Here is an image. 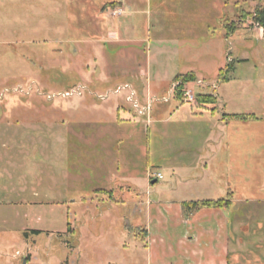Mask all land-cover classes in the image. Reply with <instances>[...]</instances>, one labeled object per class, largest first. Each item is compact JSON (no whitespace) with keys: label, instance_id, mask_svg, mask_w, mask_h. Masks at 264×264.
<instances>
[{"label":"rangeland","instance_id":"rangeland-1","mask_svg":"<svg viewBox=\"0 0 264 264\" xmlns=\"http://www.w3.org/2000/svg\"><path fill=\"white\" fill-rule=\"evenodd\" d=\"M260 7L0 0V264H152L147 202L165 200L160 130L189 126L160 118L176 99L213 106L216 93H232L226 110L245 108L235 93L254 82L253 66L234 60L231 71L229 61L250 55ZM224 25L237 32L225 38ZM74 86L79 94L62 95ZM131 89L140 106L151 100L145 115Z\"/></svg>","mask_w":264,"mask_h":264},{"label":"crops","instance_id":"crops-1","mask_svg":"<svg viewBox=\"0 0 264 264\" xmlns=\"http://www.w3.org/2000/svg\"><path fill=\"white\" fill-rule=\"evenodd\" d=\"M247 30L255 39L250 55L229 61L231 71L234 60L253 66L254 82H239L235 93L245 108L226 110L232 93L224 91L223 97L213 94V106L176 99L175 107L160 118L161 123L187 121L189 126L160 130L166 180L159 193L165 200L147 202V215L157 216L147 223L152 264H264V27ZM236 32L225 31L224 36ZM227 80H218L216 90ZM244 87L254 88L248 97ZM185 104L191 108L184 110ZM232 114L240 117L226 118ZM221 199L229 203L201 207L189 218L183 215L182 202Z\"/></svg>","mask_w":264,"mask_h":264},{"label":"trees","instance_id":"trees-1","mask_svg":"<svg viewBox=\"0 0 264 264\" xmlns=\"http://www.w3.org/2000/svg\"><path fill=\"white\" fill-rule=\"evenodd\" d=\"M254 19L256 20L258 25L264 27V8L263 7L256 8V10L254 12ZM224 28H225L226 32L229 31L228 28L225 25H224ZM229 32H231V31H229ZM181 75L182 74H177L174 78L177 79ZM189 75H190L191 78L195 77V75L192 74V73H190ZM219 75H220V73L218 74V77H219ZM182 76H184V75H182ZM202 99H209V98L205 97V98H202ZM238 117H240V116H238L236 114L226 115V118H238ZM228 203H229L228 200H222V199L221 200H216V201H213V200L187 201V202H182L181 203V208H182L184 217L185 218H189L191 216V214L193 213V211L198 210L201 207H224ZM68 229H70V226H68ZM31 232L32 233H39L40 230H31Z\"/></svg>","mask_w":264,"mask_h":264},{"label":"built area","instance_id":"built-area-1","mask_svg":"<svg viewBox=\"0 0 264 264\" xmlns=\"http://www.w3.org/2000/svg\"><path fill=\"white\" fill-rule=\"evenodd\" d=\"M198 83L201 84L202 81H198ZM212 87H213V89H217V86L215 84ZM126 88H129V86L128 85H125V86H122V87H118L117 88V91H115V92H119L121 89H126ZM19 89H20L19 86H17L15 88V90H19ZM80 90H81V86H74V87H71L70 89L64 91L62 93V95L66 97V96H70V95H73V94H79L80 93ZM60 93L61 92H59L58 95ZM171 94H172V91L170 90L169 91V96L163 98V101L166 102L169 99V97H171ZM0 95H1V93H0ZM134 95H135V92L131 89L129 91V94L127 95V100L132 103V106H133L134 109H136L137 114H139V115H145L150 110L151 100H149V102L146 105L140 106L139 103L134 99ZM186 95H188V93H186ZM46 96H47V99H50V97H52L54 95L53 94H47ZM100 98L103 99L104 96H101ZM187 98H190L191 99L190 96H187ZM154 177H155V179H160L161 175L160 174H154Z\"/></svg>","mask_w":264,"mask_h":264},{"label":"water","instance_id":"water-1","mask_svg":"<svg viewBox=\"0 0 264 264\" xmlns=\"http://www.w3.org/2000/svg\"><path fill=\"white\" fill-rule=\"evenodd\" d=\"M153 182H154V180H153Z\"/></svg>","mask_w":264,"mask_h":264}]
</instances>
